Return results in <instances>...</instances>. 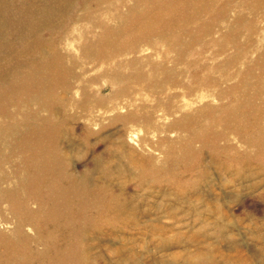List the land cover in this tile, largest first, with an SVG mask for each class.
<instances>
[{"label": "rangeland", "instance_id": "1", "mask_svg": "<svg viewBox=\"0 0 264 264\" xmlns=\"http://www.w3.org/2000/svg\"><path fill=\"white\" fill-rule=\"evenodd\" d=\"M0 264H264V0H0Z\"/></svg>", "mask_w": 264, "mask_h": 264}, {"label": "bare ground", "instance_id": "2", "mask_svg": "<svg viewBox=\"0 0 264 264\" xmlns=\"http://www.w3.org/2000/svg\"><path fill=\"white\" fill-rule=\"evenodd\" d=\"M163 14H168L171 19L168 22L166 21V23H163V26H159L156 23L159 22V18H161V15L163 16ZM171 14H172L171 10H170V14L169 13H165V12H161V15H160L157 11H150V10L145 11L144 13L139 14V15L135 14L133 19L135 20V23L138 24V29L135 30L136 31L135 34L139 35L138 39L142 40L146 46L143 47L142 45H140V43H139L140 41H137L135 43H130L127 46H126V44H121L119 46L112 45V46H114V47H112L111 44H109V43H111L110 41L106 42V40H98L95 43L97 45L98 44H102L101 46H104L107 49L104 50L105 48H102L101 50H97V51L94 50V52L92 53L91 57L94 58L98 62L107 63L112 57H115V56L117 57V55H120L121 53H130V52H133V51L144 50V49H147V48L155 49L156 48L155 40H157V39L164 40V42L168 45V47L171 48V46L175 45V41H176L175 38L177 37V36L175 37V33L174 34L172 33V29H171V26H170L172 24V21L173 20H177V19L174 16H172ZM149 23H153L154 26H150ZM122 30H126V29L122 28ZM114 32H115L114 34H117L119 31L116 30ZM129 63L130 64H134L135 62H134V60H132V61H129ZM162 64H163V62H162ZM160 67H161V63L150 62V71L151 72H149V74H151L153 71L157 70ZM137 71H141V69L138 68ZM53 73H55V70H54ZM139 74H140V76L143 79L145 78L144 77L145 76L144 75L145 74L144 71H141ZM58 75H59V73H58ZM149 78L150 77L148 76V79ZM57 79H58V77H56L55 79H51L50 78V81L48 83V87H50L53 84H56L57 83ZM105 86L106 85H104V84H99L97 86L96 93H94V92L90 93V91L86 87L85 83H81V85L79 87H80L81 91L83 92V94L87 95V100L88 101H94V102L96 101V103L103 104L104 102L108 101V99L106 97H103V96H105V94H102ZM141 86H142V88L144 86V88H146V89H148L149 91H152V92L153 91H155V92L162 91L161 89L164 87L163 83L161 81L156 80L155 78L149 79V80H147V78H145L144 79V83H142ZM69 87H70V84H67L66 86H64L63 87L64 91L67 92L69 90ZM112 87H114V86H112ZM126 90H128V89L121 90L122 92L115 90L112 94H114V97L117 98L122 93H125ZM92 105H93L92 103H91V105L90 104H84L85 108H86V106L92 108ZM110 107L111 108L114 107L113 102L110 105ZM142 108H143V112L140 115H137V116L133 115L132 116V113H131V114H128V115H125V116L121 117V119L125 120V119H128V118H133L136 121L141 122V123H143L145 125L152 124V112L155 110L154 105H151V106L147 105V106H143ZM241 108H243V107H241ZM228 115L231 116V117H229V118L217 117L216 118L217 122L219 121V122H221L224 125V123L225 124L230 123V120H232V121L235 120V117L233 116V114L229 113ZM195 119H198V117L196 116ZM136 134H137V131H136ZM196 136H197L196 133H194L193 135H190V136L187 135L185 140L190 142V141L194 140V138H197ZM219 136H221V133H215L214 134V139H217ZM197 139L201 140V138H197ZM214 139L212 138L213 145L215 144L214 143L215 142ZM205 142H206V140H205ZM75 195H76V193L70 192L69 196H70V199L72 201H74ZM49 209L51 211V215H53L54 211H56V208H54V206L50 207ZM62 209H64V208H62ZM125 209L116 210L115 211V215L116 214H118V215L123 214L125 212ZM27 228L28 227H26V229ZM59 260H60V258L58 257V261Z\"/></svg>", "mask_w": 264, "mask_h": 264}]
</instances>
